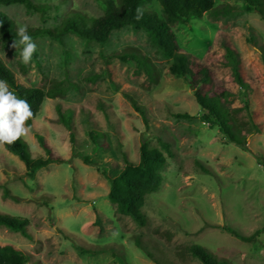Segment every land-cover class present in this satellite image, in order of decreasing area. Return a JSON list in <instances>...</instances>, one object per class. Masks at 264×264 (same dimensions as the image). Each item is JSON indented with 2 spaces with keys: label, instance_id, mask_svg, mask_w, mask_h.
Here are the masks:
<instances>
[{
  "label": "rangeland",
  "instance_id": "rangeland-1",
  "mask_svg": "<svg viewBox=\"0 0 264 264\" xmlns=\"http://www.w3.org/2000/svg\"><path fill=\"white\" fill-rule=\"evenodd\" d=\"M33 2L47 6V12L21 4L0 5V11L18 29L28 30L54 28L70 13L98 18L106 8L104 0ZM142 7L163 13L158 0ZM215 9L218 14L207 12L172 29L190 58L202 62L209 51L216 59L217 79L234 92L233 108L246 122V92L222 63V43L238 54L250 85L252 116L261 129L249 137L246 149L227 142L217 126L200 118L192 86L170 72L172 60L143 30L125 26L112 31L104 44L72 33L61 41L38 37L27 65L21 49L0 37V61L19 83L45 91L56 81L75 86L64 96L45 98L34 120V128L65 161L50 163L31 178L17 155L0 148V212L28 218L30 235L0 226V244L21 249L28 264H202L188 251L193 244L229 264H264V232L247 242L222 229L230 226L250 236L264 227V20L246 11L243 0H215ZM131 55L146 59L151 75ZM59 112L71 124L74 143ZM93 128L103 134L105 149L94 148ZM23 139L33 157L46 156L32 133ZM159 139L170 145L173 156L165 152L162 184L146 196L148 222L139 226L115 212L107 197L109 180L100 170L115 175L124 157L137 163L141 145L161 148ZM84 155L91 163L84 162ZM80 247L97 252L84 253Z\"/></svg>",
  "mask_w": 264,
  "mask_h": 264
},
{
  "label": "trees",
  "instance_id": "trees-1",
  "mask_svg": "<svg viewBox=\"0 0 264 264\" xmlns=\"http://www.w3.org/2000/svg\"><path fill=\"white\" fill-rule=\"evenodd\" d=\"M153 0H104L105 13L98 18H88L81 13L68 14L58 26L54 28H31L28 34L32 39L49 37L61 41L67 33H72L86 41L104 44L108 41L112 31L130 26L147 33L150 41L168 59L172 60L170 72L173 75L184 77L193 88L196 103L201 108L200 118L211 125L217 126L227 142L241 148H247L248 139L251 135L261 132L260 126L255 122L248 98L250 85L245 81L241 69L238 54L228 43H222L223 65L230 71L232 80L240 89L245 90L246 99L242 102L247 113V121L238 119L239 109L233 108L234 92L224 86L217 79L220 69L216 59L207 52L205 60L200 62L186 55L179 47L176 35L172 29L174 24L189 23L192 18H200L204 13L214 12L215 0H158L162 7V15L157 11L146 10L142 6ZM245 10L257 12L264 20L263 0H243ZM21 4L28 10L45 14L47 6H39L33 0H0V5ZM139 10V12H138ZM139 16V18H137ZM17 25L4 12L0 11V37L3 40L14 42L19 40ZM263 50V49H262ZM264 54V50L262 51ZM137 62V66L151 75L146 59L131 55ZM0 79L6 80L20 98L27 99L34 112V118L27 123L32 128V134L39 145L45 150V157H33L26 149L25 140L21 138L13 145H6L5 149L17 155L24 163L26 174L34 178L36 173L43 167L53 162H63L65 159L56 154L49 142L34 128V120L39 113L45 98L64 96L75 86L70 82L56 81L45 91L40 87H29L19 83L11 71L0 61ZM142 116L144 112L138 110ZM69 116H71L69 114ZM178 117L191 119L188 113H178ZM59 120L69 130L70 141L74 143V134L67 116L59 112ZM102 133L93 128L89 130L90 139L95 149H105L107 144L101 142ZM161 148L150 147L144 142L140 147L139 161L134 163L124 157V165L113 176L107 175L100 170L109 180V192L107 197L119 215L130 217L137 225L145 226L148 222L147 215L143 212L145 198L148 194L156 192L163 181V171L167 164L166 154L173 156L170 145L159 139ZM250 150V149H249ZM254 153H257L254 151ZM83 160L91 163L89 156L84 155ZM7 189L5 194L7 195ZM29 219L0 212V226H4L14 232L30 238L27 231ZM89 227V226H88ZM222 229L234 237L251 242L256 240L264 227L254 234L246 236L230 226ZM137 246L142 249V244L137 240ZM84 253H96L97 250L79 248ZM189 253L202 264H229L227 261L216 258L207 248L193 244L188 248ZM151 258V255L147 253ZM29 257L19 248L12 244H0V264H28ZM156 264H161L155 261Z\"/></svg>",
  "mask_w": 264,
  "mask_h": 264
},
{
  "label": "clouds",
  "instance_id": "clouds-1",
  "mask_svg": "<svg viewBox=\"0 0 264 264\" xmlns=\"http://www.w3.org/2000/svg\"><path fill=\"white\" fill-rule=\"evenodd\" d=\"M17 35L19 40H14L12 47L21 49V62L27 65L32 61L37 44L28 34L26 26L20 27ZM33 118L34 112L28 100L20 98L6 80L0 79V148L13 145L31 134L32 128L27 122Z\"/></svg>",
  "mask_w": 264,
  "mask_h": 264
}]
</instances>
